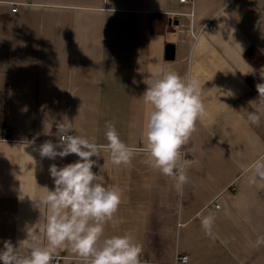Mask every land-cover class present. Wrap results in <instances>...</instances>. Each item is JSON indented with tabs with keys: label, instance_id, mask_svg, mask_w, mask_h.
<instances>
[{
	"label": "crops",
	"instance_id": "obj_1",
	"mask_svg": "<svg viewBox=\"0 0 264 264\" xmlns=\"http://www.w3.org/2000/svg\"><path fill=\"white\" fill-rule=\"evenodd\" d=\"M187 1L0 0V250L43 225L45 209L32 200L54 187L49 166L78 159L35 150L57 142V123L67 118L71 134L107 144L110 121L122 141L142 146L151 110L143 81L162 68L202 88L206 112L183 151L188 183L181 195L145 154L116 166L102 151L101 175L122 191L105 236L131 233L143 248L141 264H264V244H256L264 237V186L250 184L246 171L264 156V114L259 127L246 121L259 94L247 82L252 73L245 75L254 69L245 52L253 46L264 56V0ZM153 13L169 19L163 34L150 32ZM210 213L207 235L201 217ZM54 256L82 264L69 250Z\"/></svg>",
	"mask_w": 264,
	"mask_h": 264
},
{
	"label": "clouds",
	"instance_id": "obj_2",
	"mask_svg": "<svg viewBox=\"0 0 264 264\" xmlns=\"http://www.w3.org/2000/svg\"><path fill=\"white\" fill-rule=\"evenodd\" d=\"M235 44L239 45L242 56L243 48ZM254 72L252 69L245 75ZM260 75L264 78V71ZM143 83L147 87L141 98L151 110L144 123L142 146L133 147L122 141L110 121L105 122L107 144H98L94 138L71 134L76 129L66 118L56 125L57 142L46 140L35 149L41 158L56 160L75 154L78 159L63 166L55 163L49 166L54 187H44V194L32 200L39 211L45 209L44 223L39 231H28L27 238L18 246L4 241L0 264H52L57 250L71 251L82 264H141L143 248L131 233L105 236V226L120 206L122 191L106 183L101 175L104 165L101 167L98 159L106 151L110 162L120 166L130 163L135 154L143 153L151 167L175 181L174 187L182 195L190 167L183 151L196 131L197 121L206 112L201 85L191 75L181 76L175 71L157 68ZM256 89L258 102L250 103L257 104L258 108L247 112L246 121L259 127L264 114V83H258ZM24 144L28 147L32 142ZM94 167L100 168V172H94ZM246 171L251 173L250 184L264 186V156L253 161ZM214 222L215 216L211 213L201 217V227L207 235H212ZM42 237H46V244ZM256 244H264V237L258 238Z\"/></svg>",
	"mask_w": 264,
	"mask_h": 264
},
{
	"label": "trees",
	"instance_id": "obj_3",
	"mask_svg": "<svg viewBox=\"0 0 264 264\" xmlns=\"http://www.w3.org/2000/svg\"><path fill=\"white\" fill-rule=\"evenodd\" d=\"M169 19L166 15L153 13L150 18V32L152 34H163L168 26ZM246 59L250 62L255 72L248 78L247 82L253 92H257L256 85L264 83V78L261 77L259 69L264 64V56L256 47H250L245 52Z\"/></svg>",
	"mask_w": 264,
	"mask_h": 264
},
{
	"label": "built area",
	"instance_id": "obj_4",
	"mask_svg": "<svg viewBox=\"0 0 264 264\" xmlns=\"http://www.w3.org/2000/svg\"><path fill=\"white\" fill-rule=\"evenodd\" d=\"M180 3L188 5L189 2L187 0H180ZM16 11H17V7L15 6L12 9V12H16ZM4 134H6V129H4ZM215 208L216 209H219L220 208V205H216ZM62 259L63 258L60 257V256H54L53 261H52V264H61ZM179 261L181 263H187L188 262V258L186 256H183V257L179 258Z\"/></svg>",
	"mask_w": 264,
	"mask_h": 264
},
{
	"label": "water",
	"instance_id": "obj_5",
	"mask_svg": "<svg viewBox=\"0 0 264 264\" xmlns=\"http://www.w3.org/2000/svg\"><path fill=\"white\" fill-rule=\"evenodd\" d=\"M170 53H171V56H170ZM170 53H168V55H169V58L171 57V59H172L173 51L171 50Z\"/></svg>",
	"mask_w": 264,
	"mask_h": 264
}]
</instances>
